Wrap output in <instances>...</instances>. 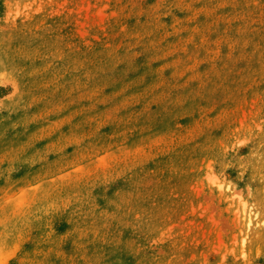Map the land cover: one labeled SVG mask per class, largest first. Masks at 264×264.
<instances>
[{
	"label": "rangeland",
	"instance_id": "obj_1",
	"mask_svg": "<svg viewBox=\"0 0 264 264\" xmlns=\"http://www.w3.org/2000/svg\"><path fill=\"white\" fill-rule=\"evenodd\" d=\"M0 264H264V0H0Z\"/></svg>",
	"mask_w": 264,
	"mask_h": 264
}]
</instances>
